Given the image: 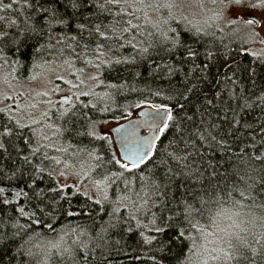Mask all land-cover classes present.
Listing matches in <instances>:
<instances>
[{"label": "trees", "instance_id": "obj_1", "mask_svg": "<svg viewBox=\"0 0 264 264\" xmlns=\"http://www.w3.org/2000/svg\"><path fill=\"white\" fill-rule=\"evenodd\" d=\"M99 2L103 3V0H99ZM173 2L175 1L142 0L143 5L146 6L139 7L138 10L130 8L129 11H134L135 16L128 17L125 15L124 18L125 20L131 19L132 24L140 25V31L143 32L146 10L151 11V13L156 12L158 5L161 6L163 3L173 5ZM65 3L67 0H62L61 5H59L61 9ZM136 3L139 5L141 0H136ZM3 4H12V7L4 9L0 6V16L6 17V20L0 21V30L7 31L10 35H19L20 30L25 26V17H35L36 13L27 7L25 0H0V5ZM117 10L113 9L114 12ZM173 11L168 21L166 19L160 21L163 23L161 32L172 36L175 33L170 32L169 29H175L176 33H180L184 43L198 52L199 58L195 61L196 64L200 65L201 68L204 64L208 65L203 72V77L206 79L202 78L199 84L200 98L197 100L194 97L193 104L188 110V115L192 117V120L187 122L189 131L185 135L191 137V130L207 127V124H201L202 119L208 123L219 124L222 129L228 127L224 124V120L225 118L231 119L233 113L224 111L223 108L234 107L241 103L238 99L228 100L227 91H222L228 76L238 82L233 90L242 91V94L252 105L243 110L237 109L240 123L232 126L235 131L228 138L227 148L208 147L207 145L200 147L201 142L198 137H191L197 148L196 150L188 148L187 151H184V141L173 142L175 131H167L160 135L152 153L151 162L146 161L137 168L130 169V173H126V175L130 174V177L134 178V182L128 188L122 182L117 181L107 188L106 199L102 198L103 194L101 199L96 200L73 186H69L62 190L66 197L58 200L52 208L45 207L48 203L47 198L45 199V204L40 205V208L44 209L42 214L36 208L37 199L33 197L32 191L26 186L31 185L33 165L40 163V158L29 156L31 149L20 138L21 136H29L30 129L39 125L25 124L29 131L16 126V135L5 138L7 150H0V169L3 170L0 173V180L3 181L0 183V187L6 190L4 194L0 195V208L3 209L0 216L10 221L4 231L15 232L17 228L12 225L18 222V226H28V229L24 230L28 235L39 233V236L34 237L29 245L34 253L32 257H21L18 254L17 248L20 243L18 238L16 244H12L10 239L0 243V256H3L0 264H9L10 260L11 264H22V262L23 264H160V256L165 255V253H159L154 262L150 257L153 255L155 246L145 245L139 234L141 231H144L145 235H153L154 233L137 229L135 222L132 224V232L116 229L111 230L108 234L102 233L108 241V246L112 249L110 253H102L100 249L93 251L95 243L99 242L93 238L97 236L101 226L106 225L112 219L113 208L119 206L117 198L127 197L128 199L123 201L124 204H129L130 201L138 202L137 194L141 197L145 195L141 190V184L151 181H155L161 187L166 188L168 194L165 199L171 202L176 212L182 209L184 203L202 209L204 215L194 214V222L199 221V224L203 225L209 233L214 231L211 226L212 218L216 217L219 210L226 209L228 214L229 211L238 209L240 213H237L233 223L237 225V228L230 231L237 232L249 241L253 239L249 235L250 232L258 236L264 234V195L260 194L264 190V133L261 132V128H264V102L260 99L264 94V54L253 55L254 52L247 48L245 39L240 42H227L225 39L213 40L202 30L201 26L195 24V21H189L186 17L178 15L175 8ZM92 12H96V10L92 4H89L88 11L85 12L84 16L77 13L68 20L67 26L57 25L56 31L60 34L77 36L79 39L77 25L86 23L89 14ZM68 15L73 16L71 7L68 8ZM96 15L105 24L112 20V16L106 12H97ZM8 21H15L16 23L9 24ZM99 22V20L93 19L90 23H86V30L83 32L85 39L81 41L82 45L88 43L90 49H94L97 43L105 44L102 49L104 55L101 56V59L108 60L110 63L101 64L99 69L95 65L99 63L96 56L100 55V52L93 53L90 50L80 59L73 57L71 58V66H68L62 61L53 60L50 55L37 54L35 39H28L24 45L20 46L19 51L16 50L15 46L10 48L7 42L0 45L3 48V53H0V65H3V56H7L9 61L19 60V65L15 66L14 71L7 66L0 67V75L28 79L39 68L44 70L56 69L63 71L64 75L65 73L68 74L69 78L63 76L61 83L64 85L71 83L70 86L73 89L71 93L74 99H71V102L59 101L47 113L49 121H57L65 109H68L69 112L74 109L75 116L72 118L77 121L76 127L80 128L81 131H83V127L95 122L96 134L100 139L89 136L74 138L65 133L60 137L57 147L68 148V153L60 155L55 148H52L46 150L49 156L68 159L74 150L73 147H70L71 145L80 148H95L98 154L103 148L105 156L110 158L115 155L114 148L109 137L102 135L101 125L124 121L132 117L143 106L164 102L163 95L156 96L153 93L157 90H164L166 94L169 81L162 74H157L155 66L158 63L173 62L176 54L169 55L163 50L162 35H159L161 32L151 36H141L132 30L126 34L130 39L135 37L134 44L149 48L146 55L138 56L133 47L127 43H124L123 47H118L111 42L105 43L102 37H89L87 28H91L93 24ZM76 51L80 53L82 49L77 48ZM208 53L211 54V58L208 57ZM130 56H136V59L119 64L114 62L116 58L123 59ZM65 58H69L67 51ZM42 60L52 62L51 66L34 67V64H40ZM226 64L228 67L225 66ZM190 66V64L185 65V70ZM92 73H94V77L98 75L103 83L89 79ZM233 73L235 75H232ZM194 75L201 76L200 69H197ZM177 79H182V76L174 77L173 84L176 83ZM81 80L83 83H80ZM121 82L125 84L123 89L114 90L108 87L109 84H120ZM227 87L231 88L232 85L229 83ZM85 92L89 95H82ZM217 92H221L220 97L216 96ZM77 97L79 98L77 99ZM205 98L213 101L212 105H207L211 113V120L207 116H201V112L204 111L201 101ZM9 115L6 111H0V120L5 123H14L9 121ZM59 122L64 123L63 120ZM213 135H216L215 131H213ZM90 141L92 142L89 143ZM32 147H35L34 142ZM25 156L29 157L31 163H24ZM173 157H181L182 159ZM93 161L89 160L86 154H82L79 159L69 160V163L83 165L88 170L89 165H93ZM45 164L47 165V162ZM61 167L63 166H48V171L52 172L51 176L45 172L42 177H36L39 189L47 190L58 187L60 184L57 180V172ZM109 167L112 171L120 170L119 165ZM12 172H15L16 175L12 176ZM90 174L99 180L106 173L105 169L101 173L99 170L94 173L92 168ZM141 175L145 178L144 181L140 180ZM35 188L34 185L33 189ZM21 190L26 194H23L22 199L23 208L28 211V216L20 215L18 203L12 198L16 191L20 192ZM48 195L51 196L52 194L49 193ZM28 197L32 198L29 199ZM3 199H7L10 203L3 204ZM201 200L204 201L203 204H201ZM128 211V208L121 207L116 216L123 215L126 217ZM152 211L158 212V208H153ZM70 213L72 214L70 215ZM165 215H171V213H165ZM36 219L41 221L40 224L34 223ZM223 221V217L217 219V223L221 227H223ZM73 229L76 231L73 232ZM81 230L85 233L84 235L80 234ZM76 236H79V240L74 243ZM208 240L211 245H215L213 241L217 242L212 235L208 237ZM81 242L87 245L86 249L81 247ZM184 244V252L179 257V261L188 264L187 261H184V256L189 255L188 247L191 246V241L185 240ZM53 245L57 247H52ZM65 248H71V254L66 253ZM85 256L87 257L86 260L84 259ZM12 257L15 259L12 260ZM255 260L256 264H264V260L259 256ZM162 264H178L176 249H173L172 253L169 254V259L164 260Z\"/></svg>", "mask_w": 264, "mask_h": 264}, {"label": "snow or ice", "instance_id": "obj_2", "mask_svg": "<svg viewBox=\"0 0 264 264\" xmlns=\"http://www.w3.org/2000/svg\"><path fill=\"white\" fill-rule=\"evenodd\" d=\"M61 3L62 0H32V2L25 0L27 7L33 9L36 13L35 17H25V26L20 30L19 35H10L7 31L0 30V45L7 42L10 48L15 46L16 50L19 51L20 46L24 45L28 39H35L37 54L44 53L50 55L53 57V60L62 61L63 64L68 66H71V58L73 57L75 59H80L90 50L93 51V53L100 52V55L96 56V60L99 61V63L95 65L96 68L99 69L101 64L110 63L108 60L101 59V56L104 55L102 49L105 47V44L97 43L94 49H90L88 43L81 44V41L85 39L83 32L86 30V23H90L95 19L100 22L93 24L91 28H87L89 37H102L105 43L111 42V44L118 47H123L124 43H127L133 47L138 56H144L149 52V48L139 47L138 44L133 43L135 37L130 39L126 36V34L132 30H135L141 36L144 35V33L140 31V25L132 24L131 19L125 20L124 18L125 15L128 17L135 16L134 11H129L130 8L138 10L139 7H145L146 5H143L142 0L139 5L136 3V0H103V3H100L99 0H67V3L63 5V9L59 6ZM89 4L94 6L96 12L89 14L86 23H79L77 25L79 39H77V36L60 34L56 31L57 25L67 26L68 20L73 18L77 13L80 16H84L85 12L88 11ZM219 5L221 14L226 17H231L228 23H243L253 29V35H259V33L255 31L256 27H260L261 30H264V0H255V2H253V0H219ZM0 6L4 9H10L12 4H3ZM69 7L73 10L72 17L68 15ZM162 7H169V5H162ZM114 8L118 10L114 12ZM97 12H106L110 14L112 16L111 22L105 24L103 20H100V17L96 15ZM65 17L68 18L66 19ZM3 20H6V17L0 16V21ZM8 23L15 24L16 22L8 21ZM169 31L175 34L169 36L167 33H162L161 43L166 53L169 55L175 53L176 56L171 63L163 62L155 66L157 74H162L168 79L169 87L166 90V94L164 90H157L153 93V95L156 96L163 95L164 102L153 103L151 105L153 111L146 114L148 117L146 126L150 132V135L146 137V139H159L156 133L164 134L167 131L174 130L175 136L173 142L179 143L180 140H183L184 151H187L188 148L196 150L197 145L191 137H198L201 142L200 147L207 145L208 147L217 146L225 149L228 145V138L231 137L235 131L232 126L240 123L237 109L243 110L250 108L252 105L242 94V91L236 92L233 90L238 82L228 76L225 79V88L222 91H227L228 100L238 99L241 101V103L234 107L223 108L224 111H231L233 113L231 119L225 118L224 120V124L228 125V127L222 129L221 125L208 123V121L202 119L201 124H207V127L191 130V137L185 135V133L189 131L187 129V122L192 120V117L188 115V110L193 104V98L195 97L197 100L200 98L199 84L202 78L206 79V77H203V72L207 69L208 65L204 64L203 68H201L200 65L196 64L195 61L199 58L198 52L186 45L181 39L180 33H176L175 29H169ZM197 31L200 30L197 29ZM121 41H123V43H121ZM262 43H264V41H262ZM77 48H81L82 51L77 53ZM66 51L69 58H65ZM0 53H3L2 47H0ZM207 55L211 58L210 53ZM253 55L259 54L253 53ZM2 59L3 65H0V67L7 66L14 71L15 66L19 65V60L9 61L7 56H3ZM135 59L136 56H130L123 59L116 58L114 62L119 64ZM51 63L50 61L42 60L40 64H34V67H50ZM89 63H91V61H89ZM189 64L191 66L185 70V65ZM225 66L228 67L227 64ZM197 69H200L201 76L194 75ZM137 75H139V73H137ZM232 75H235V73ZM180 76H182V79H177L176 83L173 84V78ZM59 79H63V77H59ZM89 79H95L97 83H103L98 75L96 77L90 76ZM80 83H83V81L81 80ZM229 83L232 85L231 88L227 87ZM73 87L76 86L73 85ZM108 87L114 90H120L125 87V84L123 82L120 84H109ZM56 90L58 91L59 89ZM44 95H48V93L45 92ZM82 95L87 96L89 93L85 92L82 93ZM216 96L220 97L221 92H217ZM78 98L79 97H77V99ZM260 99L264 102V94H262ZM49 103L51 102L49 101ZM201 104L204 106V111L201 112V116H207L208 119L211 120V113L207 105H212L213 101L205 98L201 101ZM24 107V105L20 106L21 109ZM27 107H35V105H27ZM19 110L20 109L11 110L7 107L0 110L10 112L11 114L8 119L10 122H14L5 123L0 120V150H7L5 148V143L7 142L5 138L16 135V126H19V128L25 131H29L28 126L21 123V119L17 118V112ZM74 116V109L71 112L65 109L64 112L60 114V117L57 118V121H49L48 114L42 113L40 121L31 120L32 124H38L39 126L31 128L29 136L20 137L31 149L29 156L40 158V163L33 165L31 185L26 186L32 191L33 197L37 199L38 203L36 208L42 214L44 213V209L40 208V205L45 204V199L47 198L48 200L45 207L52 208L58 200L66 197V194H64L62 190L69 187V185L65 183L60 184L56 188H48L47 190L39 189L36 177H42V174L45 172H48V175L51 176L52 172L48 171V166L51 165L63 166V170L57 173V175L71 176L73 175L71 172L73 165L69 163V160L79 159L82 154H86L89 160L96 161L94 165H89L87 171H82L80 173L83 176H88L93 167L105 169L106 174L101 179L93 181L98 191L104 193L102 198L106 199V190L111 184L120 181L128 188L134 182V178L130 177V174L126 175V173H130V169L137 168L139 165L137 163H129L124 160L123 157L118 159L115 155L108 158L105 156V150H103V148L98 154L95 148H80L70 145L74 150L71 152L68 159H61L58 158V156H49L47 154L46 150L52 148H55L56 152L60 155L68 153V148L57 147L60 137L65 133L74 138L89 136L100 139L96 134L95 122H92L87 127L82 126L83 131H81L80 128L76 127L77 121L72 118ZM60 120H63L64 123H60ZM213 131L216 132V135H213ZM261 132L264 133V128H261ZM104 138L106 139V137ZM33 142L35 147H32ZM91 142L92 141L89 143ZM124 155H128V153L125 152ZM173 158L182 159L181 157ZM137 159L142 164L146 161L150 163L151 157L149 156V151H144ZM45 162H47V165ZM24 163H31L28 156L24 157ZM115 165H119V171H112L111 167H109H114ZM2 171L3 170L0 169V173H2ZM175 174L178 175L179 173ZM11 175L15 176L16 173L12 172ZM140 180H145L143 175L140 176ZM0 183H3V181L0 180ZM34 185L36 186L35 189H33ZM141 190L145 195L141 197L137 194L138 202L130 201L129 204H124L123 201L128 199L127 197L117 198L119 206L113 208L111 213L112 219H110L106 225H102L101 229L97 232V236L93 238L99 241L95 243L93 251H95V249H100L102 253H110L112 249L108 246V241L102 233L108 234L111 230L116 229L132 232V224L135 222V227L137 229H144L154 233L153 235H145V232L141 231L139 234L143 238V243L145 245L155 246L153 255L150 257L154 262L159 253H165V255L160 256V264H162L164 260L169 259V254L172 253L173 249H176L178 264H183V261H179V257L183 255L185 240L191 241V246L188 247L189 255L184 256V261H187L188 264H232V262H235V264H256L255 258L258 256L264 260V234L258 236L250 232L249 235H251L253 239L249 241L241 237L237 232L229 231L228 228L221 227L220 224L217 223V219L220 217L231 220V216L227 215L226 209L219 210L216 213V217L212 218L211 226L214 231L209 233L203 225L199 224V221L194 222V214L198 213L200 216L204 215L202 209H197L192 204L184 203L182 209L176 212L171 202L165 199L168 194L166 188L161 187V185L157 184L155 181L142 183ZM5 191V188L0 187V195L4 194ZM49 193L52 195L49 196ZM21 194L26 195L23 193V190L17 193V195ZM249 194L251 195V193ZM260 194L264 195V190H262ZM241 195H243V193H241ZM28 198L31 199L32 197ZM2 203L9 204L10 202L7 199H3ZM97 203H99V201H97ZM203 203L204 201L201 200V204ZM121 207L129 209L126 217L123 215L116 216V213H119ZM153 208H158V212H153ZM2 211L3 209L0 208V212ZM18 211L21 216L29 215L23 207L19 208ZM165 213H171V215H165ZM71 214L72 213H70V215ZM40 222L39 219L34 221L36 224H40ZM8 223H10L9 220H5L3 216H0V243L10 239L12 244H16L18 238L20 240L19 247L17 248L18 254L21 255V257H32L34 253L29 245L34 237L39 236V233L28 235L27 232L24 231L28 229V226H18V222L12 225L14 228H17V230L8 233L4 231ZM49 227H51V225H49ZM229 227H235V225L233 224ZM72 231L75 232L76 230L73 229ZM80 234L84 235L85 233L81 230ZM210 235L214 236L217 241L215 246H212L208 240ZM78 240L79 236H76L73 242L76 243ZM177 241H180V243H177ZM89 242L91 243L92 241ZM52 247L57 246L53 245ZM81 247L86 249L87 245L81 242ZM64 251L71 254L72 249L65 248ZM2 259L3 256H0V260ZM14 259L15 257H12V260ZM84 259L86 260L87 257L85 256ZM9 264H11V260Z\"/></svg>", "mask_w": 264, "mask_h": 264}, {"label": "rangeland", "instance_id": "obj_3", "mask_svg": "<svg viewBox=\"0 0 264 264\" xmlns=\"http://www.w3.org/2000/svg\"><path fill=\"white\" fill-rule=\"evenodd\" d=\"M173 5L163 3L162 5H169V7H162L158 5L156 12L146 10L144 15L145 25L143 27V33L146 36H151L154 33L158 34L161 32V20L168 21L170 15L174 12L173 8L178 15L186 17L189 21H195L197 26H201L203 31L206 32L209 37L213 40L225 39L227 42H240L246 40L247 48L258 54H264V30L260 27H256L255 31L259 35H253V29L243 23L230 24L228 20L231 17H226L221 14L219 0H174ZM177 1V2H176ZM255 2V0H253ZM157 6V5H156ZM164 32H161V35ZM151 34V35H149ZM66 76L68 74L63 73L56 69L44 70L39 68L34 74L28 79H18L15 76L0 75V109L6 107L11 110L20 109L17 112V118L21 119L23 124H32L31 120L39 121L42 113H48L54 108L59 101L71 102L74 99L71 91V83L65 85L61 83L59 77ZM94 77V73L91 74ZM56 89H59L58 91ZM47 92L48 95H44ZM62 96H67V99H62ZM49 101L51 103H49ZM35 105V107H27V105ZM24 105V108H20ZM8 114L10 112L6 111ZM135 115V114H134ZM133 115V116H134ZM119 122L104 123L101 125L100 130L102 135L108 136L111 144L114 148L115 156L119 159L118 151L115 146L113 137L109 129ZM86 159V157H84ZM96 161H93L94 165ZM63 167L57 172H61ZM94 173L98 170L101 173L104 168L97 169L93 167ZM82 171H87L83 165H73L71 176L57 175L59 184H65L73 186L75 189L84 192L93 199H101L103 192L98 191L96 186L93 184L94 180H97L92 174L83 176L80 174ZM80 174V175H77ZM19 191L13 194V200L18 203L19 208L23 207V194L17 195ZM8 199V198H7ZM25 210V209H24ZM26 211V210H25ZM28 212V211H26ZM237 213L240 210H231L227 215L231 216V220L223 218V227L228 228L229 231L235 227H229L235 222ZM226 226V227H225ZM215 244L217 242L213 241ZM215 246V245H212Z\"/></svg>", "mask_w": 264, "mask_h": 264}, {"label": "water", "instance_id": "obj_4", "mask_svg": "<svg viewBox=\"0 0 264 264\" xmlns=\"http://www.w3.org/2000/svg\"><path fill=\"white\" fill-rule=\"evenodd\" d=\"M62 99H67V96H62ZM153 109L150 105L139 108L135 115L112 126L109 131L113 137L115 146L118 151L119 158L123 157L129 163H137L141 165L137 159L144 151H149V156H152L154 148L159 139L148 140L146 137L150 135L149 129L146 126L148 113ZM154 131V129H153ZM161 133H156L160 138ZM125 152L128 155H124Z\"/></svg>", "mask_w": 264, "mask_h": 264}]
</instances>
